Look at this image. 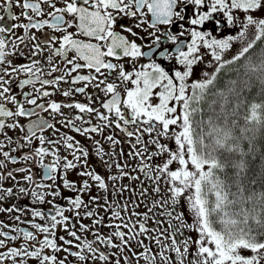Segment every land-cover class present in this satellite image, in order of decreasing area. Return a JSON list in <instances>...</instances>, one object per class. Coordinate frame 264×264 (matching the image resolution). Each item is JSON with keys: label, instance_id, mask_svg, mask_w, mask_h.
Here are the masks:
<instances>
[{"label": "snow or ice", "instance_id": "snow-or-ice-1", "mask_svg": "<svg viewBox=\"0 0 264 264\" xmlns=\"http://www.w3.org/2000/svg\"><path fill=\"white\" fill-rule=\"evenodd\" d=\"M12 3L4 0V13L20 22L0 23V135L7 140V145L0 140V182L7 178L13 184L0 185V202L30 197L31 206H0V212H30L33 220L27 223L35 233L20 227L10 229L16 235L0 230V264H264V191L245 185L251 141L248 152L242 146L249 139L244 133L264 128V100L249 102L245 96L253 76L264 90V50L258 62L246 55L258 42L264 43V15H255L264 10V0H15L22 9L18 15L12 13ZM5 15H0V22ZM129 19L133 26L123 22ZM173 27L177 31H171ZM17 29L22 34L17 35ZM249 31L253 37L224 60L233 43L244 42ZM142 32L151 41L147 50ZM186 36L190 39L185 44L181 38ZM169 42L172 50L164 47ZM205 53L216 63L215 71H203L193 79ZM157 55L161 62L153 58ZM20 58L27 62L16 63ZM140 58L148 63L137 67ZM242 58L248 77L244 87L237 90V82L230 81L226 90L217 89L221 70ZM113 73L119 83L111 80ZM62 84L68 87L61 88ZM26 86L32 91H15ZM89 87L95 91L86 92ZM56 92L65 98L85 94L88 103L50 99ZM63 109L76 111L66 114ZM40 112L48 113L51 122ZM83 114L100 123L93 124ZM33 116L36 119L27 125L5 119ZM238 118L244 121L240 136L235 134ZM128 125L135 127L129 130ZM113 126L135 137L128 156L139 158L137 168L151 186L140 188L139 197L144 199L127 197L123 205L118 197L135 190L115 184L110 189L107 181L140 177L126 172V163L113 164L119 157L105 152L92 135ZM5 129H19L23 136L14 140ZM69 132L91 140L95 152ZM105 139L114 146L121 143L111 135ZM162 141H174L175 148ZM13 143L16 147L3 150ZM25 147L28 152L19 160L43 169L44 182L37 183L29 167L6 169L5 161L18 162L10 152ZM61 147L68 155H61ZM93 155L119 174L97 173L90 164ZM46 157L51 163H45ZM157 158L161 163H155ZM15 173L27 174L17 180ZM71 175L76 179H69ZM61 185L73 195H65ZM94 187L105 195H93ZM149 196L151 203H144ZM56 198L66 200L69 207L58 205ZM141 203L144 212L135 210ZM44 204L51 210L38 207ZM101 210L111 214L108 223ZM66 212L74 213L80 234L75 224L69 229L71 217ZM35 218L45 223H36ZM84 218L92 219L91 227L82 222ZM14 219L20 221L21 216ZM101 227L110 228V233L102 234ZM0 228L9 225L0 221ZM60 228L72 239L57 236ZM88 232L94 240L82 235ZM40 234L43 238L38 239ZM20 237L19 246L7 243Z\"/></svg>", "mask_w": 264, "mask_h": 264}, {"label": "flooded vegetation", "instance_id": "flooded-vegetation-1", "mask_svg": "<svg viewBox=\"0 0 264 264\" xmlns=\"http://www.w3.org/2000/svg\"><path fill=\"white\" fill-rule=\"evenodd\" d=\"M3 4H4V0H0V15H5L4 10H3ZM11 11H12L13 14H17V15L20 13V11H22V9H19V8H17L15 6V0H13L12 6H11ZM144 11L146 12V9ZM239 15H240L241 18L243 17V13H239ZM148 18L150 19V14H148ZM19 22L20 21L9 20L7 18V16L5 15L4 21H2L0 23H2L4 25H7V26H10L13 23H19ZM123 22L126 23L128 26H133V22L130 19L129 20H125ZM170 30L173 31V32L177 31V29L175 27H173ZM73 31H74V29H73ZM117 31H121V29L117 28ZM16 33H17V35H20V34H22V31L20 29H17ZM36 34L40 35L39 33H36ZM141 34L145 36L143 50H147L148 45H150L151 41L147 37V35L145 33L142 32ZM227 34H229V33H224V35H227ZM231 34H235V32L233 31ZM45 36H47V33H45ZM80 38H83V37H80ZM83 39H86V38H83ZM181 39H184L185 40V44H186L187 41L190 39V37L186 36V37H183ZM93 42H95V41H93ZM137 42L141 43L140 41H137ZM234 43H236V42H234ZM164 47L168 48L169 50H172L174 48V45H172L169 42L166 45H164ZM25 51H27V49H25ZM46 55H47V53H46ZM209 57H210V54L205 53L204 58L208 59ZM153 58L157 62H161V58L158 55L154 56ZM15 62L16 63H24V62H27V61L24 60L23 58H20V59L15 60ZM113 62H116V61H113ZM145 63H148V59L147 58H140L139 64L137 65V67H139V65L145 64ZM163 64L165 66H168L169 62L164 61ZM172 64H175V62L172 61ZM126 67L128 68V70H131V65L130 64H127ZM45 68L47 69L46 62H45ZM84 74H87V73L85 72ZM115 76H116V74L113 73L112 77H111V80L114 81V82L119 83V81L115 80ZM20 78H24L23 75ZM77 86H83V84L81 83L80 85H77ZM36 87H40L39 83L36 84ZM64 87H68V85H63L62 84L61 88H64ZM129 87H131V85H129ZM47 90L52 91L53 89L51 87H47ZM15 91H17V92H20V91L30 92V91H32V87L31 86H26L23 90L15 89ZM94 91L95 90L92 89L91 87L86 89V92H88V93H93ZM120 91H121V95L123 96L124 95L123 85H121ZM100 95H101V97H103L102 93ZM20 98L21 97L18 96V99H20ZM44 99H49V98H44ZM50 99L57 100V101H65V102H70L71 100H75L77 102L88 103V99H87V96L85 94H75V96L72 97V98H65V97L61 96L59 92H56V94L54 96L50 97ZM95 99H96V96L93 95V100H95ZM39 102L42 103L44 101L41 100ZM153 102L155 103L156 101L154 100ZM7 106L11 110L14 111V108H13L12 105L9 104ZM25 106L26 107H31V106H28V105H25ZM95 106L97 108L100 107L99 103H96ZM37 111H39V110H37ZM63 111L66 114H72L76 110L63 109ZM101 111H103V109H101ZM83 115H84L85 119L91 120L93 124L100 123L99 121H97L94 118L93 115H89V114H83ZM40 116H42L45 119H48L50 122L52 120V117L48 113L40 112ZM5 119H6L7 123H12L13 120H18L21 125H27L31 120H35L36 117L35 116H33V117H20V118H15L14 117V118H5ZM56 119L59 120L60 117L57 116ZM77 124L79 125V122H77ZM57 127H60V125L58 124ZM126 127L129 130H132L135 126L134 125H128ZM61 130L62 131H67V130H65L63 128ZM5 131L7 132L8 136L14 138V140L15 139H20V137L23 136V133L19 129H15V130L5 129ZM25 131H26V129H25ZM46 134H48V133H46ZM68 134L74 135L75 138L77 140H79L82 145H84L86 148L89 145V150L91 152H93V153L95 152V146L93 145V142L91 140H88L85 137H82V136H80L77 133L69 132ZM92 135L95 137L96 140H99L101 142V145L103 146L105 152H108V153L115 152L116 155L119 157L118 160L116 158H113V164L118 162L121 165H124L126 163L128 165V167L125 168L124 170L126 172H129L133 176H139L140 177V179H138V180H130L127 177H124L123 179L117 180V181H107L110 189H111V186L113 184H115L117 188H119L121 185H126V186L129 187V189H134L135 190V191H125L123 193L122 197H118V199L120 200V203L123 205L124 202H125V198H127V197H131L132 201L144 199V198H140L139 197L140 188L141 187H148L149 190H150L151 186L149 185L148 181L144 178L143 174L140 173L139 169L137 168V165L139 164V158H135L134 159V158L128 156V153L132 151L131 144L135 143V137L129 138L124 132H121L119 129H116L114 126L110 127V128H105L102 134L94 133ZM109 135H111L115 139L121 141V143L118 144V145H115V146L112 145L111 142H109V141H107L105 139V137L109 136ZM144 138L145 139L148 138L147 134H145ZM0 140H4L5 144L7 145V140L4 138V136L0 135ZM20 142L23 143L22 140H20ZM162 142L168 143L173 149L175 148L174 141H162ZM10 147H16V144L13 143L11 146H6L3 150L4 151H10ZM121 151H123V153H124L123 156L119 155L121 153ZM26 152H28V148L27 147L22 148L19 151L14 152V153L10 152V155H13V156L17 157L18 162L16 164H13L10 161H5L6 169L8 171H11V170H13L15 168H18V167H25V166L29 167V168L32 169V172H33V175H34V179L36 180V182L37 183L44 182V181H42V175H43V171H44L43 169H41L33 161L25 162V161L19 160V157L22 156ZM60 153H61V155H68V150L64 149L63 147H61ZM107 158L108 157H105V159H107ZM0 159H3V157L0 156ZM51 161H52L51 157H46L45 158V163H51ZM155 163L159 164V163H161V160L159 158H157ZM90 164L92 165V168H94V169H96L98 167L97 172L100 175L104 176V177H107L109 175H118L119 174L115 167H113L112 169H108V168H106L104 166V168H105L104 170L100 169L101 160L99 158H97L95 155H93L91 157ZM0 174H3V173H0ZM26 174L27 173H15V175L17 177V180H20V178L23 175H26ZM69 179H76V177H75V175H71V176H69ZM141 181H143V184H141ZM21 183H26V182L21 181ZM12 184H13V181L10 180V179H7V178L4 181L0 182V185H3L5 187L12 186ZM61 191L64 192L65 195H73L72 193H70L67 190L63 189L62 185H61ZM92 194L93 195H97L98 194L100 196H104L105 195V193L102 190H99V189H97L95 187L92 190ZM83 198L87 202L88 197L84 196ZM152 198H153L152 196H149L146 200H144V203L150 204ZM49 199H51V197H49ZM55 202L58 205H60L61 207H65V208L69 207V205L67 204L66 200L56 198ZM101 203H102V201H101ZM13 204H19L21 207H23L24 205L31 206V198L30 197H25V198H21L19 200H16L15 198H8L5 201L0 202V206L5 207V208L11 207ZM129 206L131 207V201H129ZM38 207L42 211L51 210V205H48V204L38 205ZM92 207H94V205H92ZM135 210L138 211V212H144L146 209L144 208L143 203H141L140 207L135 209ZM81 214H83L82 210H81ZM17 215L21 216V220L20 221H17V220L14 219V217L17 216ZM65 215H68V216L71 217V222L69 224V229L71 230V225L75 224L76 225V230L78 231V234H80L79 233V223H77L74 213L73 212H66ZM100 215L105 217V223H108L111 220V214L110 213L105 214L101 210ZM133 219H136V218L133 217ZM29 220H33V218L31 217V213L30 212H24V213H19V212H15V211L11 212V213H9L7 211L0 212V221H2L6 225H9V228H0V230L8 231L10 235H16V233L11 232L10 229L13 228V227H20V228H24L25 230L33 231L35 233V230L31 228V225L29 223H27V221H29ZM189 221H191L190 215H189ZM34 222L41 223V224L45 223V221H41L39 218H35ZM82 222L84 224L89 225L90 227L92 226V219H90V218H84ZM148 226L149 227L152 226L151 222H149ZM100 231H101L102 234H108V233H110L111 229L108 228V227H101ZM61 235L65 236L68 239H72L71 237L67 236V233L63 230V228H60L57 231V236H61ZM82 235L84 237H86L87 239H89V240H94L95 239L94 235L91 232L83 233ZM37 238L38 239L43 238L42 234L38 235ZM7 243L9 244V246H11L12 244H15L16 246H19L20 243H23V239H22V237H20L15 242L8 241ZM145 243H148V241L145 240ZM60 256L63 257L64 253L61 252ZM69 259L72 260L74 258L69 257Z\"/></svg>", "mask_w": 264, "mask_h": 264}, {"label": "trees", "instance_id": "trees-1", "mask_svg": "<svg viewBox=\"0 0 264 264\" xmlns=\"http://www.w3.org/2000/svg\"><path fill=\"white\" fill-rule=\"evenodd\" d=\"M262 50H264V43L258 42L257 46L250 50V53L246 55L251 56L254 62H258ZM243 63L244 59L242 58L241 61L236 64L225 66L218 74L216 88L226 90L230 81L237 82V90L243 88V81L248 79V77L244 75L245 70L242 67ZM237 69H239V72H237ZM215 90L216 89H213V91ZM245 96L249 102L253 100L257 102L264 100V90H262V85L254 76L248 84V90L245 92ZM209 98L211 99V97ZM203 107L206 109L207 104L203 105ZM199 118L200 117L197 116V119ZM238 123L239 127L235 129V134L240 136V129L244 127L243 119L238 118ZM244 135L249 138L242 142V146L246 152H248L249 140L252 144V151L248 152V155L245 157L248 165L245 185L249 189L264 191V128L253 129L252 131L244 133ZM229 175H232L231 170H229ZM250 181H254L255 183H250Z\"/></svg>", "mask_w": 264, "mask_h": 264}, {"label": "rangeland", "instance_id": "rangeland-1", "mask_svg": "<svg viewBox=\"0 0 264 264\" xmlns=\"http://www.w3.org/2000/svg\"><path fill=\"white\" fill-rule=\"evenodd\" d=\"M255 15H257V16L264 15V10L258 11L257 13H255ZM252 37H253V33L251 32V33L248 34L247 39L244 42H242L241 44L235 46L238 41L236 43H234L235 47H233V49L230 52H226L224 54V56H223V59L224 60L231 59L234 55H236L239 52L241 47L244 46L245 43H247V40H250ZM215 68H216V63L212 65V62H211V64L208 67H203V68H200L197 71H195V75L193 76V79H198L203 71H207L209 73L214 72ZM87 148L89 149V145H88ZM97 169H98V167L96 169H94V170L97 172ZM100 169H102V170L105 169L102 162H101ZM246 254H248V253H246Z\"/></svg>", "mask_w": 264, "mask_h": 264}]
</instances>
